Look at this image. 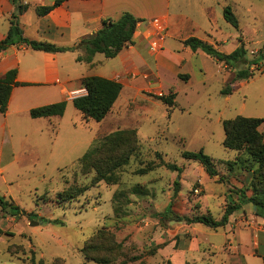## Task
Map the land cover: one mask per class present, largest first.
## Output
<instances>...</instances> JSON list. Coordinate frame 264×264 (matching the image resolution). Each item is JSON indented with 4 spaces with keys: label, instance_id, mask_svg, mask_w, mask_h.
<instances>
[{
    "label": "rangeland",
    "instance_id": "1",
    "mask_svg": "<svg viewBox=\"0 0 264 264\" xmlns=\"http://www.w3.org/2000/svg\"><path fill=\"white\" fill-rule=\"evenodd\" d=\"M201 2L207 9L200 15ZM225 6L236 17L237 28L224 20ZM169 13L175 21L181 15L198 21L221 53L232 52L241 38L244 62L256 59L258 69L248 79L233 81L243 63L225 68L206 56L194 59L185 71L192 75L189 82H175L149 63L117 75L129 87H123L101 124L83 119L70 104L50 124L28 113L10 117L8 122L17 128L2 145L0 196L13 208H0V264H206L215 253L210 243H224V226L211 229L182 219L210 214L217 220L226 204L242 199L241 192L251 195V173L235 166L228 171L226 166V161L244 155L222 146V121L262 118L258 130L264 135V0H170ZM191 32L201 36L200 31ZM170 45L174 41L166 39L164 48ZM116 61L106 63L113 69ZM197 63L202 68L198 77ZM149 81L176 92L173 108L157 99L164 93L148 89ZM228 84L231 93L221 95ZM117 130L133 131L136 142L101 147L90 157L94 167L107 170L128 146L134 152L112 171L111 182L92 183L94 168L80 167L78 160ZM199 149L212 158L216 176L181 156ZM69 188L85 190L66 199L63 192Z\"/></svg>",
    "mask_w": 264,
    "mask_h": 264
},
{
    "label": "crops",
    "instance_id": "2",
    "mask_svg": "<svg viewBox=\"0 0 264 264\" xmlns=\"http://www.w3.org/2000/svg\"><path fill=\"white\" fill-rule=\"evenodd\" d=\"M53 2L54 0H21L26 8L21 13L18 11L16 15L17 10L12 0H0V41L8 32L12 14L17 16L23 37L58 47H75L82 38H87L99 30L103 19L115 20L123 13H130L139 20L133 34V42L114 58H105L101 53L94 54L90 64L76 61L78 55H83L81 49L49 53L32 50L23 44H14L1 51L0 78L7 71L15 69V79L21 85L12 88L6 112L0 114V163L3 161L2 145L9 143L10 134L17 128L8 122L10 117L17 119L20 114H29L31 108L59 101L66 102V109L69 104L72 105L71 100L74 97L85 95L81 79L86 76L115 80L122 85V90L128 83L117 80V75L137 67L146 68L149 63L156 65L157 69H164L175 82H189L192 75L185 71L191 68L194 59L200 61L207 55L200 50L191 51L182 42L188 37H196L212 44L210 35L199 26L198 21L183 15L177 16L179 20H174L175 16L169 13L170 0H63L44 16L35 13L36 7L51 5ZM201 3L202 5H198L200 15L205 14L207 9V4ZM153 17L165 19L166 32L161 49L150 53L146 48L149 39L148 21ZM195 30L200 31L201 36H193L191 31ZM166 39L173 40L174 46L164 48ZM106 60H117L111 65L113 69H110ZM199 64L197 63L195 73L197 77L202 73ZM181 74L187 75L188 78L180 79L178 75ZM148 83V89L158 90L164 95L173 92L176 98V92L170 88L163 90L160 82L156 84L157 87L153 86L152 81ZM120 95L121 91L100 124L114 110ZM62 116L34 119H45L50 124L52 120H59ZM10 156L15 157L11 153ZM240 201L236 199L235 203ZM244 212L248 214L247 219H241ZM221 231L225 236L224 243L218 247L209 242L215 253L210 254L206 264H263L264 215H257L250 203L242 204L240 209L233 212Z\"/></svg>",
    "mask_w": 264,
    "mask_h": 264
},
{
    "label": "trees",
    "instance_id": "3",
    "mask_svg": "<svg viewBox=\"0 0 264 264\" xmlns=\"http://www.w3.org/2000/svg\"><path fill=\"white\" fill-rule=\"evenodd\" d=\"M63 0H54L51 5L38 6L35 8V13L38 16L46 15L54 7L58 6ZM15 10L20 13L25 10L26 6L21 3V0H12ZM222 15L226 22L237 28L238 22L236 17L228 6L223 7ZM139 22L130 13H123L118 19L106 18L101 21V27L95 33L87 38H82L75 47H58L48 42L29 40L22 36V31L19 27L17 16L12 14L10 27L3 40L0 41V52L6 50L14 44H23L26 47L49 53L65 52L81 49L83 55L76 57L77 62L90 64L92 57L96 53H101L105 58H114L123 48L131 45L133 42V34L137 23ZM184 46L191 51L200 50L216 62H220L227 67H235L237 64L243 63L244 68L235 72L233 81L248 79L253 75V70L258 69L257 60H252L248 65L244 62L245 50L241 38L238 40V46L230 53H221L214 46L196 37H188L183 42ZM264 58V53L261 55ZM247 65V66H246ZM255 68V69H253ZM179 78L186 80L187 75H178ZM16 70L7 71L0 78V114H4L7 109L8 100L12 88L20 86L16 81ZM81 86L85 90V95L74 97L71 100L72 106L81 114L85 120L93 119L97 122L101 121L111 110L114 102L119 96L122 85L115 81L98 76H86L81 79ZM231 86L228 84L220 90V94L227 96L231 93ZM169 110L175 105V93L169 92L166 95L157 97ZM66 102L59 101L43 106L31 108L29 116L31 118H45L51 116H62L65 110ZM263 123L262 118L236 116L233 119L222 121L224 138L222 146L224 148L243 151L244 157H236L233 161H226L228 171H232L234 166L251 173L250 182L248 184L251 189V195L245 197L241 192V201L238 203L226 204L222 215L219 219H214L210 214L195 215L193 217H184L187 223H198L207 226L211 229L223 227L228 222V217L240 209L242 204L250 203L255 208L257 215H264V135L258 130V127ZM134 141L135 133L133 131L117 130L104 137L98 145L93 146L83 154L78 160L80 167L92 166L95 176L92 183H97L101 180L111 182L112 171L126 164L130 155L134 152L132 147H127L123 153H120L114 163L104 170L101 167H94L90 157L106 145L119 147L120 143ZM181 156L187 160L197 161L205 173L214 177L217 175L213 160L206 155L202 149L195 152L184 151ZM110 161V160H108ZM170 170H180L176 165L170 163H162ZM145 169H140L139 172H144ZM220 179V178H219ZM177 182L174 183L177 190ZM85 189L69 188L63 192L66 199H72L76 195L81 194ZM244 195V196H243ZM10 206L11 201L0 196V208ZM10 213V211H9ZM0 233H2L0 229ZM5 234H8L5 232ZM264 264V257L262 258Z\"/></svg>",
    "mask_w": 264,
    "mask_h": 264
},
{
    "label": "built area",
    "instance_id": "4",
    "mask_svg": "<svg viewBox=\"0 0 264 264\" xmlns=\"http://www.w3.org/2000/svg\"><path fill=\"white\" fill-rule=\"evenodd\" d=\"M149 36L147 48L151 53L161 49V44L165 38L166 21L163 17H153L148 21Z\"/></svg>",
    "mask_w": 264,
    "mask_h": 264
},
{
    "label": "water",
    "instance_id": "5",
    "mask_svg": "<svg viewBox=\"0 0 264 264\" xmlns=\"http://www.w3.org/2000/svg\"><path fill=\"white\" fill-rule=\"evenodd\" d=\"M15 14L17 15L18 11H16ZM7 209H9V208H7ZM30 225H37V223L36 222H31Z\"/></svg>",
    "mask_w": 264,
    "mask_h": 264
}]
</instances>
